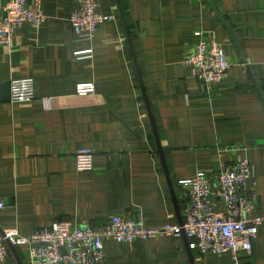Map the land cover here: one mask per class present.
Instances as JSON below:
<instances>
[{
    "label": "crops",
    "instance_id": "crops-1",
    "mask_svg": "<svg viewBox=\"0 0 264 264\" xmlns=\"http://www.w3.org/2000/svg\"><path fill=\"white\" fill-rule=\"evenodd\" d=\"M96 1L115 19L93 39L73 34V0H43L48 21L23 25L13 46L0 45V84L35 82L31 101L0 99V232L30 236L60 220L102 226L113 214L140 218L146 228L179 224L188 199L180 181L245 156L258 182L253 214L264 217V0H120L169 175L118 1ZM197 32L214 37L232 63L227 79L209 89L185 64ZM87 49L91 57L79 59ZM88 83L95 91L79 95ZM83 149L92 151L93 167L80 171ZM186 241L168 234L106 241L101 264H192ZM16 249L28 264L27 248ZM191 252L194 264H233L228 254ZM240 260L264 264V223Z\"/></svg>",
    "mask_w": 264,
    "mask_h": 264
},
{
    "label": "built area",
    "instance_id": "built-area-1",
    "mask_svg": "<svg viewBox=\"0 0 264 264\" xmlns=\"http://www.w3.org/2000/svg\"><path fill=\"white\" fill-rule=\"evenodd\" d=\"M69 16L76 37L93 39L99 27L115 19L112 14H101L96 0H73ZM43 0H12L0 7V45L11 47L17 30L23 25L41 26L48 15L41 7ZM6 14V15H5ZM185 57L192 76L206 89L224 82L232 67L224 47L212 37L196 33ZM91 49L77 51L79 59L91 57ZM93 83L77 87L79 95L95 91ZM33 78L11 82V97L16 102L35 98ZM93 153L83 149L77 155L80 171L93 167ZM253 165L249 157L224 165L218 171L200 170L189 179L180 181L187 188L183 224L166 223L146 228L140 218L130 215H111L102 226L77 225L71 221H55L49 227L22 236L15 228L0 232V264H17L11 258L7 240L16 247H26L28 264H101L105 261V242L132 243L137 239L149 240L159 235L181 238L183 233L190 241L191 250L217 255L228 254L233 264H241V253L252 254L254 241L260 234L264 217L253 212L259 201L255 190ZM4 201L0 199V208Z\"/></svg>",
    "mask_w": 264,
    "mask_h": 264
},
{
    "label": "water",
    "instance_id": "water-1",
    "mask_svg": "<svg viewBox=\"0 0 264 264\" xmlns=\"http://www.w3.org/2000/svg\"><path fill=\"white\" fill-rule=\"evenodd\" d=\"M117 1H118V5H119L121 19H122V21H123V23L125 25V28H126V35H127L128 43L130 45L131 51L133 52V57H134V60H135V65H136V68H137L138 77H139V81H140V86H141V90H142V93H143V97H144L146 106L148 108L150 119H151V124H152V127H153V131L155 133V139H156V143H157V146H158V152L160 154L161 161H162L163 166H164V170H165L166 174L169 175L168 168H167V165H166V162H165V158H164L163 149H162V146H161V141H160L159 135L157 133V128H156V125H155L154 117H153V114H152V111H151V107H150V104H149V101H148V97H147V94H146L145 85H144V82H143L141 74H140V70H139L137 59L135 57L132 38H131L130 32H129L128 28H127V25H126V20H125V16H124V13H123V10H122V6H121V3H120V0H117ZM0 99L4 100V101L11 99V82L0 84ZM179 224L182 225L183 221H181ZM1 232L3 233V231H1ZM183 237L185 239H187L186 245L188 247L189 255L191 257V263L194 264V262L192 260L193 254H192L191 248L189 246L188 238L186 237V235L184 233H183ZM7 242L9 244V247H10L11 251L16 256L18 263L19 264H23V262L21 261L19 255L17 254L16 247H14L9 240H7Z\"/></svg>",
    "mask_w": 264,
    "mask_h": 264
}]
</instances>
